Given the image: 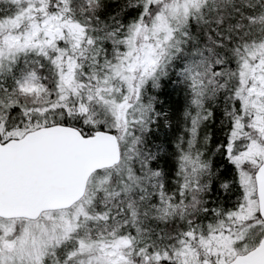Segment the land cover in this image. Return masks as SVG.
<instances>
[{
  "label": "snow or ice",
  "instance_id": "obj_1",
  "mask_svg": "<svg viewBox=\"0 0 264 264\" xmlns=\"http://www.w3.org/2000/svg\"><path fill=\"white\" fill-rule=\"evenodd\" d=\"M0 264H264V0H0Z\"/></svg>",
  "mask_w": 264,
  "mask_h": 264
}]
</instances>
